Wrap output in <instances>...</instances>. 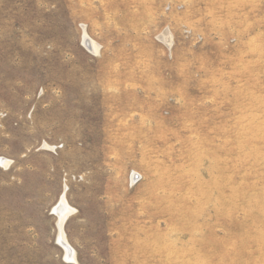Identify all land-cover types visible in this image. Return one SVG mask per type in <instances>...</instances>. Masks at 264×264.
<instances>
[{"label":"rangeland","instance_id":"obj_1","mask_svg":"<svg viewBox=\"0 0 264 264\" xmlns=\"http://www.w3.org/2000/svg\"><path fill=\"white\" fill-rule=\"evenodd\" d=\"M0 264H264V0H0Z\"/></svg>","mask_w":264,"mask_h":264},{"label":"bare ground","instance_id":"obj_2","mask_svg":"<svg viewBox=\"0 0 264 264\" xmlns=\"http://www.w3.org/2000/svg\"><path fill=\"white\" fill-rule=\"evenodd\" d=\"M167 31H164L162 33L161 38L168 46H170V44H171L170 33ZM84 40L87 43H89L90 49L92 47V49H94L95 51L97 50L98 44L94 40L87 37L85 31H84ZM2 161L4 164L8 163L7 159L3 158ZM54 211L56 212V214L58 216V223H57L58 228H59L58 241L65 248L67 256L70 258H74V252L72 249H70V247L66 241L63 229H62V224H63V221L65 220V217L68 215V213H70V211H72V208L68 205L64 194L60 197V200H59L58 204L56 205V207L54 208Z\"/></svg>","mask_w":264,"mask_h":264}]
</instances>
